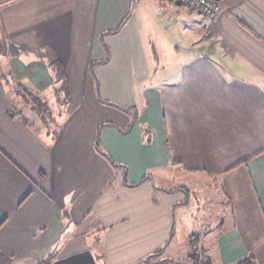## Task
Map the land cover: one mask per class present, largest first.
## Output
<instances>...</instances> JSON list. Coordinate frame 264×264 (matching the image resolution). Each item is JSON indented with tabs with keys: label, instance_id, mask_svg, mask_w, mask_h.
I'll return each instance as SVG.
<instances>
[{
	"label": "crops",
	"instance_id": "obj_1",
	"mask_svg": "<svg viewBox=\"0 0 264 264\" xmlns=\"http://www.w3.org/2000/svg\"><path fill=\"white\" fill-rule=\"evenodd\" d=\"M125 73L141 101L109 105ZM61 82L54 130L14 104L12 83L49 108ZM192 188L226 208L197 232ZM195 247L264 264V0H221L214 20L169 0H0V264H194Z\"/></svg>",
	"mask_w": 264,
	"mask_h": 264
},
{
	"label": "rangeland",
	"instance_id": "obj_2",
	"mask_svg": "<svg viewBox=\"0 0 264 264\" xmlns=\"http://www.w3.org/2000/svg\"><path fill=\"white\" fill-rule=\"evenodd\" d=\"M173 28H175V27L172 26L171 30ZM175 37H176V34L173 35V33H171V32H170V34L167 33L164 36V38H165L164 41L171 39V41L174 42L175 40H173V39H175ZM10 45L11 44L7 43V50L9 52H11V51H15V53L20 52L21 48L14 49L15 46H13V44H12V46H10ZM181 51H182V54L180 56H178L179 58H191V57H193V55L196 54V52L198 50H194L193 52L189 51L190 53H188V54H187V51L184 52V50L182 48H181ZM168 56L171 57L169 51H168ZM95 69H96V67H95ZM97 69H98V67H97ZM97 76H98V78H100L98 74H97ZM156 78H157V76H156ZM98 80H99V84H101V80L100 79H98ZM102 80H103V78H102ZM117 84L120 85L119 90H118L119 92L117 93L118 95L107 94V92H111L112 90L115 91ZM114 86H115V89H114ZM11 87H12V91H13V94L15 97L14 98V104H16V105L20 104L19 105V106H21L20 109L22 111L24 110V112H25L23 114H25L26 116L29 115L30 118L32 116H35V118L39 122L42 120L43 122L46 123L45 125H48V127L52 128L53 130L56 128L55 124H53V120L57 118V115H59V113L62 112L64 107H66V109H67V107L69 105L68 102L70 100V97L68 96V99H67L68 104H66V100H65L66 93L62 91V89L64 88V87L62 88V82L60 83V90H58V92L52 98V100L50 99L51 102L47 101L49 103V105H48L49 108H47L45 106H41L37 102V98H34L35 97L34 95L31 96L32 94L30 95L29 92L25 88H23L20 84L12 83ZM140 87H141L140 81L135 80L134 78H131V75L128 76L125 73V75H123V78L121 80H119L118 82H115V80L113 81V80L108 79L105 82L106 93H103L102 95H103V97L108 98L114 102V103L109 102V105H111V104L119 105L120 104L119 106H125L128 103L141 101V98H140L141 95L139 94V91H138ZM117 103H119V104H117ZM107 104H108V102H107ZM36 110H38L41 113V115H42L41 117L36 114ZM188 182H189V179L187 180L186 184H188ZM206 191H207V193H206ZM214 197H216L215 200H214ZM192 200H193L192 208L188 207V206H184L183 209H185L184 214L186 216V220L189 223L188 229H191V231H193V232L194 231L197 232V230H195L193 228V225H192V219L193 218L208 219V222H209L208 224L211 225L213 222L220 219L221 214L226 215V213H225L226 208L223 207L221 197L218 194V188H205L203 191H202V188H194L193 193H192ZM178 214H179V212H178ZM200 225L202 226V225H206V224L202 223ZM209 225H207V226H209ZM180 231L184 232V230H180ZM97 235H98V233H97ZM88 238L92 239L89 241L95 242L97 240L96 233H93V231H92V233L90 234V236H88ZM196 248L197 247H195L194 253L192 254V257L194 258V260H196L198 262V264H201V263L202 264H208V258L205 256L204 251L202 249H199V248L196 249ZM50 259H54V258H50ZM50 259H49V261H50ZM176 259L179 263L187 264V260L184 259L183 257L178 256V257H176ZM190 262H192V261L190 260Z\"/></svg>",
	"mask_w": 264,
	"mask_h": 264
},
{
	"label": "built area",
	"instance_id": "obj_3",
	"mask_svg": "<svg viewBox=\"0 0 264 264\" xmlns=\"http://www.w3.org/2000/svg\"><path fill=\"white\" fill-rule=\"evenodd\" d=\"M172 3L192 8L200 13L202 16L213 20L217 17L221 9V0H169Z\"/></svg>",
	"mask_w": 264,
	"mask_h": 264
},
{
	"label": "trees",
	"instance_id": "obj_4",
	"mask_svg": "<svg viewBox=\"0 0 264 264\" xmlns=\"http://www.w3.org/2000/svg\"><path fill=\"white\" fill-rule=\"evenodd\" d=\"M14 49H17L16 47L14 48ZM7 50V49H6ZM7 52H9L8 50H7ZM9 53H11V54H15V51H11V52H9ZM91 70H92V73L95 75V72H94V70H93V67H91ZM95 77H96V80H97V86L99 87L100 86V84H99V80L97 79V76L95 75ZM64 87V88H63ZM62 88L65 90V93H66V86L64 85V83H63V86H62ZM67 99H68V92L66 93V96H65V100H66V102H67ZM136 121V117H134V119H133V121L132 122H135ZM106 125H109V123L107 124V123H105V124H102L99 128H100V130L104 127V126H106ZM114 126V125H113ZM116 129H118L119 131H121L122 133H127L128 131H130V129H131V125L128 127V128H126V129H121V128H118L117 126H114ZM118 165V164H117ZM125 169H127V167L125 166ZM174 230H175V225L173 224L172 225V227H171V231H170V236L172 237V235H173V233H174ZM161 251L162 250H159V252L161 253ZM198 251V250H197ZM158 252V253H159ZM159 253V254H160ZM193 253H194V251H193ZM192 256V255H191ZM194 256V255H193ZM205 256H206V254H205ZM207 258H208V256H206ZM50 258H52V257H49L47 260L49 261V259ZM192 259H193V262H194V264H198V262L196 261V260H194V258L192 257ZM160 262H158V263H155V264H159ZM202 264V263H201ZM208 264H210L209 263V260H208ZM236 264H255V259L253 258V256L252 255H248L247 257H245L244 259H242L241 261H239L238 263H236Z\"/></svg>",
	"mask_w": 264,
	"mask_h": 264
}]
</instances>
